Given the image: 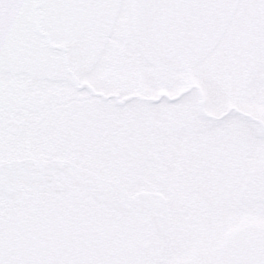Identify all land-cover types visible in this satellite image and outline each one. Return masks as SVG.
Instances as JSON below:
<instances>
[{
    "label": "snow or ice",
    "instance_id": "1",
    "mask_svg": "<svg viewBox=\"0 0 264 264\" xmlns=\"http://www.w3.org/2000/svg\"><path fill=\"white\" fill-rule=\"evenodd\" d=\"M0 264H264V0H0Z\"/></svg>",
    "mask_w": 264,
    "mask_h": 264
}]
</instances>
